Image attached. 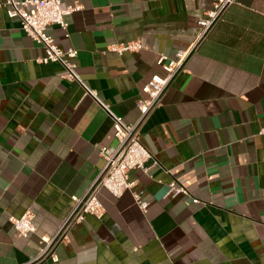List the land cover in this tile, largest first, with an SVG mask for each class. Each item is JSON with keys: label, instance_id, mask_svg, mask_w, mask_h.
<instances>
[{"label": "crops", "instance_id": "crops-1", "mask_svg": "<svg viewBox=\"0 0 264 264\" xmlns=\"http://www.w3.org/2000/svg\"><path fill=\"white\" fill-rule=\"evenodd\" d=\"M0 0V264H264V0H234L196 41L214 0H61L77 50L75 71L124 122L157 64L196 44L140 125L150 152L132 170V189H100L99 218L70 223L54 245L57 260L35 262L116 144L110 116L61 66L39 62L42 45L8 17ZM138 42L136 50L113 46ZM175 181L189 195H168ZM132 191L147 202L143 211ZM197 199L193 202L192 199ZM26 210L36 231L9 221Z\"/></svg>", "mask_w": 264, "mask_h": 264}, {"label": "built area", "instance_id": "built-area-1", "mask_svg": "<svg viewBox=\"0 0 264 264\" xmlns=\"http://www.w3.org/2000/svg\"><path fill=\"white\" fill-rule=\"evenodd\" d=\"M234 0H214L213 7L206 14L205 18L198 21L200 26L196 41H199L209 30L223 10L233 3ZM6 9L8 17H16L19 20L21 30L33 41L43 46L45 54L39 57V62H54L61 66L62 76L66 80L77 82L85 94L93 100L110 116L112 120L113 136L116 144L112 147L101 146L99 154L104 159V165L96 178L90 184L86 192L79 198L73 197L74 206L62 223L58 232L52 237H41L42 245L32 262L48 257L53 261L57 260L54 252L56 241L63 235L70 223L79 222L85 214H92L99 218L103 207L98 198L100 189L107 190L112 196L119 197L126 190L132 189L134 182L129 179L132 170H145V163L151 158L150 152L139 140V129L148 114L159 104L160 98L175 75L184 69V65L190 56L194 45L178 50L174 58L165 61V56H159L157 64L165 71V75L153 74L142 91L145 97L140 96L136 100V107L139 115L134 123H126L117 114L113 113L110 106L97 98L94 90L88 88L75 71L74 59L77 50L71 46L59 47L53 35L48 31V26L56 25L64 31V37L68 38V24L64 17L80 8L78 5H67L61 0H3L1 3ZM140 47L138 42H130L121 46H113L118 52L124 50H136ZM264 62V55H263ZM261 133H264L262 128ZM168 195L177 194L189 195L187 190L178 186L175 181L168 184ZM135 203L141 210H145L147 202L142 200L140 192L132 191ZM193 202L197 199L193 198ZM9 221L18 235L26 237L36 231L33 223V213L26 210L21 216H10Z\"/></svg>", "mask_w": 264, "mask_h": 264}]
</instances>
